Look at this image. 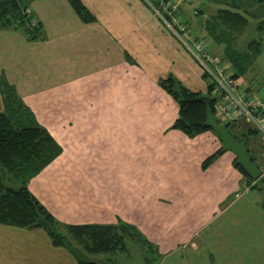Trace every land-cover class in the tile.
Listing matches in <instances>:
<instances>
[{"label":"crops","instance_id":"obj_1","mask_svg":"<svg viewBox=\"0 0 264 264\" xmlns=\"http://www.w3.org/2000/svg\"><path fill=\"white\" fill-rule=\"evenodd\" d=\"M80 1L91 15L88 20L82 19L68 0H31L27 8L37 23L34 31H30L32 35L26 33L23 26L0 28V82L5 81L12 87L35 89L24 91L20 98L34 115L43 107V116H46L44 110L47 108L52 112L59 103L65 102L58 96L47 100L50 90H70L73 85L89 90V96L83 92V106L78 108L73 107L74 102L71 106L66 98L65 105L72 107L74 119H67L65 128L53 132L39 113L38 121L56 141L61 139L57 142L62 152L32 179L40 181L49 175L55 178L53 182H58L70 169L75 184L81 186L84 182L76 169L82 163L73 157V154L81 152L83 158L92 156L97 159L93 165L103 160L104 155L123 163V166L128 164L129 169L123 170L124 181L132 191L120 193V190L118 196H114L115 215L104 221L81 220L74 205H70L69 215H56L62 203L53 196L51 201L43 198L45 202L39 195H34L55 218L65 223L116 224L121 219L128 221L151 242L157 255H162L160 264H165L164 260H174L167 259L176 254L173 250L188 248L196 251L200 247L207 250L206 262L209 264L212 256L216 258V264L245 260L242 243L234 236L235 233L233 236L224 233L223 221L213 228L210 226L238 204L246 203L243 212L250 213L255 207L262 212L261 201L249 204L241 200L243 194L251 189L235 167L232 152L225 150L202 167V162L222 146L218 135L206 130L188 137L171 128L178 106L157 83L160 78L172 76L186 88L204 94L209 79L202 76L197 61L153 9V6H159L157 1ZM23 25L28 24L24 22ZM259 57L261 65H257L264 72V53ZM243 79V82H238L252 92L251 82ZM0 105H3L2 97ZM107 118L125 126L117 136L127 138L124 149L111 144L109 156L101 144L96 143L101 135H96L94 128L106 123ZM71 137H74L73 141ZM92 141L96 149L88 150ZM132 156L138 158L133 163ZM121 165L115 164L113 173ZM94 182H88L89 186ZM261 212L258 211L259 214ZM260 217L255 216L254 220L259 221ZM253 229L259 235L261 229L264 232V226L255 224ZM240 230L244 231L243 228ZM0 232L3 253L10 249L11 256L18 253L19 258L24 259L23 251H27L31 244L38 258L55 253L62 259L75 260L64 247L53 246L43 230L6 226ZM43 247L49 251L48 254L42 253ZM223 254H226V260H223ZM176 260L181 261L182 256ZM27 261L21 260L20 264H27Z\"/></svg>","mask_w":264,"mask_h":264},{"label":"trees","instance_id":"obj_2","mask_svg":"<svg viewBox=\"0 0 264 264\" xmlns=\"http://www.w3.org/2000/svg\"><path fill=\"white\" fill-rule=\"evenodd\" d=\"M30 1L24 0V7H20L22 0H0V28L23 26L24 31L32 35L30 31H34L37 23L32 21L30 13L24 12ZM253 1L252 5L242 6L235 4L233 0H221L217 3L228 7L218 8L202 24L206 37L222 45L219 58L236 80L244 77L252 65L256 64L257 58L264 53V16L259 19L256 26L261 33L260 37L250 40L244 49L235 46L237 36L248 24V17H253L257 9H264V2H261L263 0ZM68 2L82 19H89L91 15L80 0ZM256 2L261 3L255 5ZM153 9L159 10L160 7L153 6ZM181 11L180 6L177 9L179 16ZM24 22L28 25L24 26ZM194 37L204 41L198 39L196 35ZM202 76L207 78L203 71ZM157 83L178 106V114L171 128L182 131L188 137H194L206 130L212 131L206 125L208 114H212L218 123L229 129L228 122L223 123L213 109L214 98L211 95L210 83L204 94L186 88L172 76L160 78ZM0 87L6 90L13 88L5 81L0 82ZM0 92L2 93L1 90ZM6 99L3 98L4 106L9 104ZM20 102L21 105L18 103L14 108L17 114L14 111H0V225L43 230L52 245L64 247L75 258L77 264H114L117 261L115 256L128 253L129 248L136 245L139 246L136 248L146 264L158 262L155 248L136 226L122 222L62 223L29 190L30 179L60 155L62 147L49 131L38 123L33 111L21 98ZM230 133L232 134L231 131ZM249 134L258 133L255 129L248 128L247 133H243L241 138L246 140V144ZM232 135L236 140H241ZM224 151L221 146L202 162V167H206ZM250 155L253 161V154ZM235 167L250 185V189H259L240 166L235 164ZM261 206L264 209V201L261 202ZM143 247L147 248L145 252L141 251ZM147 254H151V257ZM94 256H101L103 259L95 260Z\"/></svg>","mask_w":264,"mask_h":264},{"label":"rangeland","instance_id":"obj_3","mask_svg":"<svg viewBox=\"0 0 264 264\" xmlns=\"http://www.w3.org/2000/svg\"><path fill=\"white\" fill-rule=\"evenodd\" d=\"M149 1L151 2L157 1L159 3L160 0H149ZM233 1H235V4H240L242 6H249L254 3L253 0H233ZM217 2H221V0ZM217 2L216 0H212V1L180 0L178 7L180 8L181 6L182 9L181 16L184 21V22L182 21V23L187 27L189 33L193 36L195 35L198 36L200 39L204 40V42H208L210 46V51L219 57V54L222 51V45L215 43L209 37L207 38L206 33L202 27V24L205 21V19L210 15L214 14L218 8L228 7L225 4H218ZM261 2H264V0ZM261 2H256L255 5ZM24 4H25L24 0H22L20 7H24ZM199 10L201 11L200 13L197 12ZM24 12L29 13L28 8L24 9ZM263 16H264V9H257L253 17H248L249 21L247 26L243 29V32L237 36L236 39L235 46L238 49L246 48V45L250 40L258 39L260 37L261 33L257 30L256 26L257 23L259 22V19L262 18ZM32 21L35 22L33 19ZM32 25L35 27L34 23H32ZM257 63L261 65L260 57L257 58L256 64L254 63L252 65L250 71L244 77L239 78V81L240 83L243 82L244 80L243 78L250 81L252 94L254 96L264 98V72L260 70ZM25 84H30V83H25ZM0 90L2 91L0 97L7 98L6 101L9 102L7 106L0 105V111H6V112L14 111L15 113L16 110L14 108L17 106L18 103L19 105H21L20 102L21 94L24 91H30V92L35 91V89L33 88L26 89L23 86L17 87L16 85H14V87L9 90L0 87ZM50 91L52 93L51 92L48 93L47 100L50 99L54 100L58 96L63 98L62 100H64L65 102L63 104L59 103V106H57L55 111L51 112L50 108L44 110V114L46 116L42 115L43 112V107H42L39 112L37 111V114L35 113V116L37 119L38 116L40 115L39 113H41V116L43 117V121L46 122V124H48L49 126H51L52 131L55 132V130H59L60 128H65V124H67L66 123L67 119L69 120L74 119L72 107L68 108V105H65L67 104L66 98L70 100L71 106L72 103L74 102L73 107L78 108L79 105L83 106L82 103L83 92L85 91L86 96H89L88 95L89 90L77 88L76 86L73 85L70 88V90L63 88V89H55ZM106 97L109 98L108 96ZM220 120L223 123L228 122V127L232 132V134H234L236 137L240 139L243 137V133H247V129L252 127L251 125L246 124L241 120L225 121L222 118H220ZM38 123L40 122L38 121ZM140 123L144 124L143 127H147V125L144 122H140ZM41 125L44 126L43 124ZM94 128L96 129V135H101L100 140L95 139L96 143L101 144L102 148L106 150L105 154H107V156H109L111 144H113L114 146L120 145L123 149L125 148L124 141L127 140V138H122L117 136L119 130L125 128V126L118 124V122H116L115 120H109L107 118L106 123L103 122L97 126H94ZM73 138L74 137L70 138L71 141L74 140ZM58 140L60 141L61 139L59 138ZM109 140L113 141V143L109 142ZM247 141H248L247 146L250 150V153H252L254 157L253 161L258 165V167L262 172L261 176L258 179L253 180L254 183H256L259 186V189L248 190L246 193L243 194V197L241 199L247 201L249 204H253V203H258L259 201L261 202L264 201V149L261 146V144H259L258 134H249L247 137ZM77 142H79V140H77ZM88 145H89V147L87 148L88 150L96 149L93 148V146L95 147L93 141H92V147H90V144ZM108 146L109 148H107ZM73 147H75V145ZM72 153L73 151H71V155ZM99 154L100 153H98V155ZM73 157L75 159L79 158L82 163L80 164L79 168L76 169L81 177V181L84 182L81 186L75 184V180L73 176L74 174L72 175L69 169L68 170L69 173L63 175V178L59 179L58 182H53L56 181L55 178H52L49 175L47 178L43 177L44 180H40V181L31 179V181L28 184L29 190L33 194L39 195V197L42 198V201H45L43 200V198H46V200L51 201V197L53 196L58 200L60 204L62 203L63 206L61 209L57 211L59 214L56 213V215H69V213L71 212L70 205H74L77 206L76 212L80 214V216L82 217L81 220H87L91 218V219H99L104 221L113 218V216L115 215V211L113 208L115 207L114 196L117 197L120 190H122L120 193H124L126 191L130 193L132 191L131 189L128 188L127 185H125V181H124L123 170L129 169V165L127 164L126 166H123V163L112 161L111 159L106 158V155H104L103 158L99 155V157L102 158L103 160L99 161V163L96 165H93L92 162L93 161L98 162L97 159L95 160L92 156L83 158V153L81 152L79 154H73ZM132 157H133V160L131 161L132 163L136 159H138L135 156ZM143 163L144 165L146 164L145 162ZM115 164L117 165L122 164V165L120 169H115V172L113 173V168H114L113 166ZM63 171L65 172V170ZM85 171L87 174H85ZM88 182L89 183L94 182L93 186L90 187ZM129 187L131 188V186ZM39 188H41L40 193H39ZM241 192L242 190L240 191V193ZM243 207H246V203L243 204L242 206L238 204V206L230 209L229 211H227V213L219 217L215 221V223L212 224L210 227L213 228L217 223L223 221L224 233L226 235H231V236H233V233H235L234 236L237 238V240H239L242 243L244 247L242 249H244L245 252L243 254L245 260H227V261L231 262L232 264H264V232L261 229L259 235L257 231L254 232L253 229V225L255 224L258 225L259 227L264 226V211L261 212L259 208L255 207V208H251L250 213H247V212H243ZM258 211L261 212V214H259ZM88 214H93V216L87 217ZM255 216H261L260 220L259 221L254 220ZM58 220L60 221V219ZM60 222H62V220ZM118 222L128 223V221L122 219ZM3 228H6V226L0 225V231ZM242 228L244 229V231L240 230ZM245 230H247V232H245ZM2 238L3 236L0 232V239ZM216 245L219 244L216 243ZM22 247L25 246L23 245ZM136 247L139 246L136 245L129 248V252L126 254H119L115 256V260L117 261H115L114 264H146L144 262L143 256L139 255L138 249ZM3 248H4L3 243L2 241H0V264H20L21 260L24 259L28 260L27 264H37V263L38 264H77L75 260H65V258L62 259L61 256H58L55 253H51L50 257L42 256L38 258V256L34 252V245L31 244L27 246L26 249L27 251H23L24 255L26 256L23 257L24 259L19 258L20 255L18 253L11 256L10 254L12 252L10 253L9 251L10 249L7 250L5 253H3ZM143 250L145 252L147 248L143 247L141 251L143 252ZM221 251L222 250L219 249V252ZM173 252L176 254L170 255L169 257H167V259H174V260H164L165 264L166 263L167 264H172V263L173 264H209L206 262V260H208V258H206V256H208L207 250L201 247L198 248L196 251H191L190 249L187 248V249L173 250ZM229 252L231 253V250H229ZM42 253L48 254L49 251H47L46 248L43 247ZM147 255L151 257V254H147ZM180 256H182V260L181 261L176 260L179 259ZM156 257L160 260L162 255L161 256L157 255ZM100 258L103 259L101 256L93 257V259L95 260H99ZM191 259H195V260H191ZM215 259L212 256V260H210L211 264H216ZM6 260H9V262H6ZM202 260H205V262H203ZM223 260H226V254H223ZM170 261H172V263ZM152 264H160V261L158 262L155 261Z\"/></svg>","mask_w":264,"mask_h":264},{"label":"built area","instance_id":"obj_4","mask_svg":"<svg viewBox=\"0 0 264 264\" xmlns=\"http://www.w3.org/2000/svg\"><path fill=\"white\" fill-rule=\"evenodd\" d=\"M180 0H160L155 10L165 26L197 61L207 75L214 98L213 109L225 121L241 120L257 131L264 149V99L254 96L241 86L227 70L220 58L210 51L208 42L197 40L180 20L177 9Z\"/></svg>","mask_w":264,"mask_h":264},{"label":"water","instance_id":"obj_5","mask_svg":"<svg viewBox=\"0 0 264 264\" xmlns=\"http://www.w3.org/2000/svg\"><path fill=\"white\" fill-rule=\"evenodd\" d=\"M206 125L218 135L222 148L234 154L235 164L240 166L252 180H256L261 176V170L252 161L245 139L236 140L229 129L224 124L218 123L212 114H208Z\"/></svg>","mask_w":264,"mask_h":264}]
</instances>
